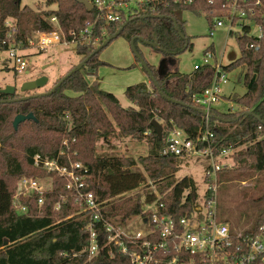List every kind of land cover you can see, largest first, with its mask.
<instances>
[{
  "label": "trees",
  "instance_id": "1",
  "mask_svg": "<svg viewBox=\"0 0 264 264\" xmlns=\"http://www.w3.org/2000/svg\"><path fill=\"white\" fill-rule=\"evenodd\" d=\"M256 1L250 0L245 4L250 12L248 18L264 28V0H260L258 6ZM208 2L196 0L190 5H183L168 0H152L148 5H143L136 15L121 23L107 25L97 18L93 8L87 10L77 0H47L46 4L56 5V10L35 17L29 22V29L22 28L28 21L27 16H22L28 8L21 7V0H0V51L7 50L8 41L15 46L20 44L22 49L28 48L32 31L44 33L53 30L49 22L52 17L57 19L68 40L71 38L69 33L74 32L78 36L91 27V40L99 37V47L126 23L119 37L128 43L134 40L133 46L139 55L138 42L158 44L167 67L166 72L160 74L156 67L145 62L156 85L150 82L149 85L139 83L127 87L124 95L133 105L129 108H123L114 95L100 91L96 81L92 85L86 81V77L97 79L99 67L106 65L98 59L103 49L96 52L84 67L72 74L51 95H29L37 97L21 101L22 97L16 94L7 96L0 93V101H11L0 103V264H129L125 256L107 248L101 249L96 258L87 262L85 250L89 235L85 231V222L80 215H75L81 206L75 202L72 191L67 189L62 178L52 177V190L46 194L40 207L37 197H34L23 201L28 207L26 215H19L12 208L19 178L46 176L45 171L34 167L33 157L40 155L56 159L62 149L64 135L72 147L70 160L80 162L87 169L86 190L99 201L106 202L101 212L105 219L123 224L139 214L142 195H124L147 185L148 180L155 185L154 191L145 193L148 201L155 198L156 192L162 197L166 214L179 219L191 211L197 198L196 183L189 177H175L180 164L186 159L161 156L159 152L173 127L184 130L193 138L204 126L202 108L195 105L193 98L209 87L214 71L205 66L189 75L178 72V56L192 49L185 34V23L179 15L188 11L209 18L226 16V10L220 8L222 1ZM251 12L254 13L252 16ZM8 19H11L16 30L10 39H7L9 29L5 25ZM101 29L105 31L103 36ZM249 33V27L245 26L244 35L236 36L240 57L223 66L225 73L234 67L245 68L243 83L246 93L232 99L241 110L219 113L213 109L210 114L209 127L219 147L238 149L231 156L234 166L219 174L241 170L264 173V38L259 40L248 36ZM92 41L90 44L75 45L76 54L82 61L98 49ZM251 45H259L260 48L254 51ZM206 50L213 51V47L209 46ZM67 92L76 96H70ZM28 114H32L34 120H26L14 130V118ZM152 121L162 127L161 140L151 125ZM116 131L125 136L148 139V156L141 159L144 173L136 168L134 160L94 157L95 141L100 138L106 140ZM18 143L21 146L24 144L21 156L14 149ZM73 152L76 155H72ZM58 161L60 164L67 163V158L62 156ZM241 176L248 175L241 173ZM260 202L264 205V193ZM263 223L264 206L251 227L243 231L244 235H253ZM230 232L232 236L235 235L234 231ZM100 238H103L102 233ZM76 252H79L76 257L64 256ZM251 264H264V261Z\"/></svg>",
  "mask_w": 264,
  "mask_h": 264
},
{
  "label": "built area",
  "instance_id": "2",
  "mask_svg": "<svg viewBox=\"0 0 264 264\" xmlns=\"http://www.w3.org/2000/svg\"><path fill=\"white\" fill-rule=\"evenodd\" d=\"M97 14V18L105 24H118L136 15L143 5H148L152 0H85ZM174 4L190 5L196 0H168ZM222 1L221 8L225 9L226 16L215 18L211 26L210 36L215 28L226 27L228 34L244 35V27L253 24L258 35L253 36L259 40L264 38V28L255 24L248 18L249 10L245 4L250 0H209V4ZM242 3V4H241ZM255 4L258 6L260 0ZM254 13L251 12V16ZM53 26L51 32L37 33V46L41 51L48 48L68 43H91V27L78 34L71 32L70 40L61 31L55 17L49 19ZM225 22V23H224ZM5 25L9 29L7 39L15 33V27L8 20ZM238 32L234 31L235 27ZM105 31L101 29V36ZM248 36H250L248 34ZM99 37L93 39L92 44L99 43ZM30 42V41H28ZM7 54L13 63V69L24 73L27 63L20 50L14 44L7 42ZM31 43V42H30ZM4 44V42H3ZM32 44V43H31ZM254 51L259 50V45L250 46ZM213 54L206 50L203 55V65H195L193 71L209 66L213 69V77L209 87L203 93L193 98L195 105L202 108L204 119L203 128L199 129L195 137L191 138L184 130L173 127L168 133L160 149L161 156H180L188 159L192 157L207 160L208 166L204 172L203 192L197 188V198L191 211L181 218L166 214L165 205L161 196L156 192L155 198L148 201L146 195L140 197V212L127 222L120 224L117 221L105 219L101 212L106 202L99 201L97 197L86 190L87 169L80 162L70 160L69 143L62 141V149L56 159H48L40 155L33 157V165L46 173L50 180L47 182L39 177H21L16 182L12 198V208L19 215H26L28 207L23 203L37 197V205L44 203L46 194L51 192L53 176L62 178L67 189L72 191V197L81 206L75 215L85 222V231L89 235L86 248L87 262L96 258L101 249L114 250L128 259L129 264H251L264 261V223L258 227L253 235L235 233L231 235L227 223L218 218L217 201V176L221 171L230 170L234 165L231 156L238 150L232 147L221 148L215 139V134L209 127V119L214 106L220 101L221 86L227 83V77L221 63L210 65ZM261 127H259L260 129ZM147 134V133H145ZM74 141V140H73ZM66 157L67 163L60 164L59 158ZM59 205H56V209ZM71 217V216H70ZM68 217V218H70ZM103 238H100V235ZM105 236V237H104ZM102 242V245H101ZM79 252L65 254V257H76Z\"/></svg>",
  "mask_w": 264,
  "mask_h": 264
},
{
  "label": "rangeland",
  "instance_id": "3",
  "mask_svg": "<svg viewBox=\"0 0 264 264\" xmlns=\"http://www.w3.org/2000/svg\"><path fill=\"white\" fill-rule=\"evenodd\" d=\"M46 1L21 0V7L28 8V13L26 12L22 15L28 18H26L28 21H25L22 28L29 27L30 29L31 23L29 24V22L35 17H42L43 12L56 10V5L49 6ZM179 18L185 23V34L192 44L191 50H187L178 56V72L180 74L189 75L193 72L195 65L202 66L204 51L209 46L213 47V51L210 50L213 54L212 59L209 61L210 65H214L217 62L221 63L222 66H227L240 57V49L236 42L237 34L229 35L227 28L224 26L215 28L213 36H210L209 32L211 26L215 23V18H209L204 14L196 16L188 11L182 12ZM8 22L13 26L11 19H8ZM249 26L251 28L249 35L257 36V28L253 24ZM234 31L238 32L239 28L236 26ZM37 39V32L32 31L28 39L32 44L29 42L28 48L22 49L20 44L16 45V48L20 50L27 63V67L22 74H18L13 69V63L9 60L7 52L0 51V90L6 86H13L16 90V95L21 97L43 94L50 91L59 80L82 61L81 57L76 54L75 43L64 45L62 41L61 44L54 45L48 48L47 51H41L37 46ZM10 43L13 44L12 41ZM98 45L95 44L94 46L98 48ZM136 46L144 62L156 67L159 71L166 70L161 51L151 48L142 42H138ZM98 59L106 63V65L99 67L97 79L95 77H86V81L90 85L96 81L98 89L114 95L123 108L132 107L133 105L124 95L125 89L139 83L148 85L150 80L138 60L135 59L130 43L121 36L117 37L98 54ZM244 72L245 68L243 66L234 67L230 72H227V83L221 86L220 102L214 106V109L219 113H235L241 110L233 103L232 99L242 97L246 93L243 83ZM41 77L48 79L42 89L27 93L20 92L23 83ZM67 94L76 96L72 92H67ZM64 137L62 141L67 140L65 135ZM23 145L21 146L18 143L14 148L19 153V156H21ZM71 148L69 145L70 152ZM149 149L150 144L147 138L139 139L133 136H125L121 132L116 131L108 136L106 140L100 138L95 141L94 157H118L134 160L136 168L144 173L141 159L148 156ZM72 155H76V153L73 152ZM207 166L208 162L203 158H188L180 164V169L175 174V177L192 178L201 193L205 187L203 178ZM241 173H245L248 176H241ZM39 178L47 182V188L49 189L50 180L45 179V176ZM146 184L148 186H141L137 190L125 194L124 197L141 196L145 195L146 192L155 190V185L151 181L148 180ZM217 184L219 220L227 223L235 233H243V231L251 227L264 206L260 202V197L264 193V173L256 174L244 170L231 171L230 173L219 174L217 176Z\"/></svg>",
  "mask_w": 264,
  "mask_h": 264
},
{
  "label": "water",
  "instance_id": "4",
  "mask_svg": "<svg viewBox=\"0 0 264 264\" xmlns=\"http://www.w3.org/2000/svg\"><path fill=\"white\" fill-rule=\"evenodd\" d=\"M78 3H80L81 5H83L87 10H91V5L85 1V0H77ZM263 22H264V17H263ZM126 25V23L110 38H108L100 47H98V49L92 53L90 56H88L87 58H85L83 61H81L77 66H75L70 72H68L58 83H56L53 88L48 91V92H45L43 94H40L42 96H48V95H51L65 80H67L69 77L72 76V74H74L76 71H79L82 67L85 66V64L89 61V59L96 53V52H99L101 51L102 49H104L107 45H109L114 39H116L117 37H119V34L121 32V30L123 29V27ZM179 36L181 38H183V35L179 32ZM133 41L132 40L130 42V47L132 49V52L135 56V59L138 60V62L140 63L141 67L144 69V71L146 72L147 76L149 77V80L150 82L154 83L155 84V80H154V77L152 76L149 68L147 67L146 63L144 62L143 58L136 52L134 46H133ZM140 41H142L140 39ZM143 44L151 47V48H154V49H157L159 51L162 52V49L158 46V44H155V43H149V42H145L143 41ZM165 62V61H164ZM166 64V62H165ZM166 70H167V67H166ZM166 70H163V71H159L160 74H163L166 72ZM48 79L46 77H41V78H38L36 80H33V81H27L25 83L22 84L21 88H20V92L21 93H27V92H32V91H35V90H38V89H42L46 83H47ZM0 93L1 94H4V95H7V96H12V95H15L16 94V90L13 86H6L4 89H1L0 90ZM34 97H37V96H26V97H22L20 100L21 101H25L27 99H30V98H34ZM167 100L175 103V104H180L179 102L177 101H174V100H171V99H168ZM14 101H17V100H14ZM11 101H0V103H9ZM248 114V113H246ZM251 114V113H249ZM257 118V117H256ZM258 119V118H257ZM26 120H34V117L32 114H28V115H17L14 120H13V128L14 130L17 129L18 125ZM264 125V122L262 123ZM151 125L158 137L159 140H161V135H162V127L160 126V124L156 121H152L151 122ZM6 245V243L4 244Z\"/></svg>",
  "mask_w": 264,
  "mask_h": 264
},
{
  "label": "crops",
  "instance_id": "5",
  "mask_svg": "<svg viewBox=\"0 0 264 264\" xmlns=\"http://www.w3.org/2000/svg\"><path fill=\"white\" fill-rule=\"evenodd\" d=\"M33 80H34V79H31V80H28V81H33ZM149 83H150V82H149ZM149 83H148V85H149ZM219 102H220V101H219ZM219 102H218V103H219ZM218 103H217V104H218ZM215 106H216V105H215Z\"/></svg>",
  "mask_w": 264,
  "mask_h": 264
}]
</instances>
